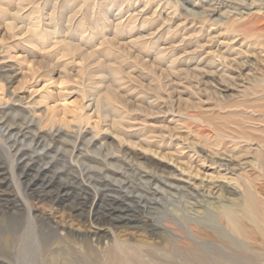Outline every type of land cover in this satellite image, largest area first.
Here are the masks:
<instances>
[{
	"label": "rangeland",
	"instance_id": "obj_1",
	"mask_svg": "<svg viewBox=\"0 0 264 264\" xmlns=\"http://www.w3.org/2000/svg\"><path fill=\"white\" fill-rule=\"evenodd\" d=\"M261 2L264 0H0V264H40L38 250L29 261L26 257L34 243L22 195L39 224L47 216L51 225L67 234L95 229L109 232L103 218L113 207L110 198L114 194L109 188L120 187L107 177L108 172L100 170L105 166L116 169L122 160L143 170L144 176L146 171L172 175L178 173L176 163L187 159L181 152L196 156L193 147L204 154L225 146L229 152L222 150L223 156H233V171L219 173L208 162V174L244 175L264 196ZM9 126L29 138L22 145L27 153L15 175L11 156L15 147L10 149L13 142L6 131ZM35 133L43 136L45 151L50 150L41 161L28 159L45 154L32 152L28 146ZM75 143L80 167L69 163ZM27 162L31 165L25 177L22 171ZM85 167L111 184L104 190L107 197L95 200L96 225L87 213L94 198H80L77 194L83 190L76 185L78 178L72 180ZM129 170L128 165L119 169L116 177L138 184L139 178ZM35 174L38 183L33 181ZM60 177L72 184L59 185ZM18 178L24 182L20 187ZM193 181L199 186L208 182L202 183L201 177ZM215 184L221 187L218 193L227 198L218 193L210 197L205 187L201 189H205V197L198 198L201 206L193 211L187 206L186 210L204 216L213 211L209 201L243 203L242 190L232 189L224 180H215ZM256 203L262 206L264 199L258 198ZM184 204L175 203L179 209ZM263 210L264 205L258 213L264 215ZM150 211L134 208L129 215L135 213L136 220L150 226L155 224L147 214ZM123 225L115 226L122 239L149 234L150 229ZM53 238L55 242L56 235ZM151 240L159 241V237L151 234ZM25 242L29 247L22 252ZM249 244L259 249L253 239ZM46 248L44 244L41 253ZM218 248L234 251L233 246L213 247L210 243L194 249L216 256ZM101 264L109 262L101 257Z\"/></svg>",
	"mask_w": 264,
	"mask_h": 264
},
{
	"label": "bare ground",
	"instance_id": "obj_2",
	"mask_svg": "<svg viewBox=\"0 0 264 264\" xmlns=\"http://www.w3.org/2000/svg\"><path fill=\"white\" fill-rule=\"evenodd\" d=\"M261 4L263 5L264 3L261 2L260 5ZM5 125L6 124L3 126ZM10 128L11 126H9L6 131L8 132V139L13 142L12 145H9L10 149L15 147L14 154L10 151L11 156L14 159V169L12 168V173L15 175V169L21 164L23 161L22 159L27 153L22 145H25L24 141H27L29 138L22 130L14 131ZM97 128L98 123L94 125V129ZM37 134L38 133H35L34 136L30 138L31 144L28 146L33 148L32 152H39V150L45 151L47 144L41 141L43 136ZM120 140L122 141L124 139L120 138ZM76 143L69 154V163L72 164L75 162L77 166L80 167L82 165L81 159L74 155L75 149L77 148ZM130 144H132V147H136L137 145L134 143H129V145ZM193 150L197 154L196 156L194 154L193 156H188L181 152V155L185 156L187 159L182 160L178 157V159H181L176 163L178 165V167H176L178 173L172 175H162L163 172L159 174L157 171H146V175L144 176L143 170L126 160L119 162L118 166L115 165L114 167L116 169H108L109 167L107 168L106 166L107 169H105V167L101 169V172H108L106 174L107 177L119 183L120 187L116 188L119 190H115L111 187L109 188V191L114 194V196L110 198L113 207L107 211V214L105 213L107 217L103 216L104 222L110 227L109 232L95 229L89 233L70 232L67 234L66 232L64 233V229L51 225L52 220H50V222L47 219V216L46 218H43L41 224H39L40 221L38 222L34 215L27 197L22 195L25 200V203L22 205L26 208V220L29 226L31 225L33 228L34 244L29 245L31 249L29 248V251H27L28 253L26 254L28 261L31 258L32 253L35 250H38L40 264H101V257H104L109 264H264V215H260V211L258 213V210L260 207H263L264 203L259 207L257 206L258 203H256L258 198L264 199V196L258 189L250 184L251 181L246 179V177H243L244 175H240L239 178H229V176H227L228 173H222L220 176L214 175L212 172L211 174H208L207 171L211 168L207 167L208 162L212 165H216L219 173L222 172V170L233 171L234 167H231V164L234 161L233 156H228V159L223 156V151L229 152L227 147L223 146L220 150H208V152H204V154L200 151H196L194 147ZM49 151L50 150H46L45 154L42 155L37 153L36 156H31L28 159L29 161H32L33 159H38L39 161L44 160L50 153ZM154 153L156 155L160 154L156 151ZM180 162H184L186 166L183 167L182 165H179L181 164ZM46 164L48 163L45 162V165ZM30 165V162H27L24 165L25 170L22 171V175L25 177L29 175L27 174V171L30 170ZM127 165L132 168V170L129 171L132 172L134 176H137V179L139 178L138 184H136L135 181L133 183V181L127 180L128 178L120 179L116 177V175L120 173L118 172L119 169L122 171ZM74 167L75 166L69 170L75 169ZM78 175V177H72V180L74 181L78 178L76 185L80 186L79 189L83 190V192L76 194L79 197L82 196L86 199H90L91 197L92 199L94 198L93 203H91L92 205H90L91 208L87 205L85 206L90 208L87 212L89 221L95 223L93 215L95 200L97 196L99 197V200L101 197H107L104 194V190L105 187H109L111 184H109L106 179H103V177L101 179L102 175L99 176L97 172L89 167L88 169L86 167L85 169L82 168L78 172ZM37 177L36 174L33 177V181L36 183H38L37 180H35ZM199 177H201L202 183L205 180H208L207 184L202 186L197 185L193 180ZM215 180H224L227 182L228 186L230 185L233 187L232 189L242 190L243 196H245L243 203L234 204L233 202L232 204H228V202L226 204L222 201H218L219 203L217 205L214 201H209L207 205L209 208L211 207L213 211H206L204 216L199 212H192V214L190 213L191 211H187V206H189L192 211L195 210L196 207L201 206L202 202L200 197H205L206 192L204 191L205 189L203 191L201 189L207 187L209 196L210 194H217L220 191L221 187L215 184ZM241 180H244V184H242ZM50 181L51 180L48 181V186L52 184ZM23 183L24 182L21 178H18L17 185L20 187ZM58 183L63 187L67 186L68 183L69 185L72 184L70 181L65 182L64 180H61V177ZM191 183H193V185ZM216 188L219 189L215 190ZM218 195L220 196L222 193H218ZM225 195L226 194L222 196L224 197ZM198 198L200 199L198 200ZM92 199H90V201ZM191 199H193L194 202H191ZM176 202H178V204L185 203V208H177L175 205ZM169 207H172L170 208V211L173 213L170 214L172 215L167 214L170 212ZM134 208H140L141 210L144 208L146 211H153V213L150 211L147 214L153 217L152 219H154L155 224L149 226L141 219L140 221L136 220L132 216L135 213L129 215L130 212H134ZM257 208L259 209L257 210ZM246 219L254 226V230L251 231V229H248L249 226L245 221ZM96 224L97 223H95V225ZM119 224L120 226L121 224L126 225H123L124 227L130 226L137 229H150L149 234L145 232L143 238L136 240L131 238L133 236L122 239L119 237L120 235L117 236L118 234L115 233V226L118 225V227H120ZM49 233L53 234V236L56 235L55 242L51 241L54 238L53 236L51 237V234ZM151 234L157 235L159 241L151 240ZM213 236L215 238L212 239ZM250 239H253L254 242L259 245V249H255L253 244H249ZM206 243H210L213 247H218L222 244L224 247L230 249L233 246L234 251H229L228 249L220 251L221 248H218L216 256H211L209 253L205 254L206 252H203L201 254L197 251L198 249H194L195 246L197 248V246L200 247L202 244ZM10 244L12 245L11 240L9 241V245ZM44 244L47 248L41 253L40 250H42ZM27 246L28 243L25 242L21 247L22 252L27 249ZM21 248H19V250ZM39 251L41 254H39ZM48 252H50L49 255ZM28 261L26 260V262H24L27 263ZM9 264H11V262Z\"/></svg>",
	"mask_w": 264,
	"mask_h": 264
}]
</instances>
